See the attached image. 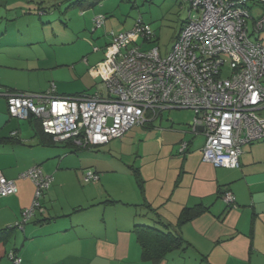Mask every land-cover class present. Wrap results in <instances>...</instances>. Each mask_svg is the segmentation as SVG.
Instances as JSON below:
<instances>
[{
    "label": "crops",
    "instance_id": "crops-1",
    "mask_svg": "<svg viewBox=\"0 0 264 264\" xmlns=\"http://www.w3.org/2000/svg\"><path fill=\"white\" fill-rule=\"evenodd\" d=\"M41 58L12 54L6 59L0 54V91H49L52 87L28 82L31 71L47 69L38 64ZM55 90L56 95H69ZM22 120L8 113L6 96L0 94V172L17 186L15 194L0 196V229L25 222L8 240L0 241V264H264V140L242 147L240 167H215L203 159L201 128L172 129V124L169 130L160 125L152 131L156 145L140 143L136 148L139 159L133 163L145 181L144 191L134 179L115 194L107 186L117 180L108 175L109 169L91 186L79 184L82 190H73L70 171L78 168L70 157L79 147L66 142L63 153L48 151L57 145L53 137L41 130L38 121L27 120L25 125ZM145 132L132 127L124 138ZM183 141L188 142L184 153ZM44 162L42 170L54 181L40 197L41 208L24 221L23 211L32 207L36 185L21 174ZM128 171L125 174L134 178L131 167ZM74 172L80 182V172ZM226 191L233 192L235 206L228 208ZM150 208L188 243L158 262L143 257L134 229L137 224L159 226ZM185 208L192 209L190 218L178 224ZM12 252L21 263H14Z\"/></svg>",
    "mask_w": 264,
    "mask_h": 264
},
{
    "label": "built area",
    "instance_id": "built-area-1",
    "mask_svg": "<svg viewBox=\"0 0 264 264\" xmlns=\"http://www.w3.org/2000/svg\"><path fill=\"white\" fill-rule=\"evenodd\" d=\"M178 1L189 5V17L165 56L158 47L144 51L136 43L138 38L150 42L153 36L141 18L132 30L112 32L106 58L91 69L106 82V95L0 91L8 113L22 119L35 116L57 141L94 147L123 138L133 126L154 122L165 109H190L192 129L201 128L205 136L204 161L240 167L242 147L264 139V44L252 38L264 32V0ZM104 22L103 15L94 18L96 28ZM187 149L188 142H181L180 152ZM21 176L36 185L35 201L23 213L26 221L54 178L40 166ZM99 178L92 170L84 174L86 182ZM16 192L15 181L0 172V196ZM224 200L236 205L231 191ZM10 257L22 262L14 252Z\"/></svg>",
    "mask_w": 264,
    "mask_h": 264
},
{
    "label": "rangeland",
    "instance_id": "rangeland-1",
    "mask_svg": "<svg viewBox=\"0 0 264 264\" xmlns=\"http://www.w3.org/2000/svg\"><path fill=\"white\" fill-rule=\"evenodd\" d=\"M94 1L87 0L84 6H71L72 0H53L55 7H49L52 0L42 4H39L38 0H0V38L4 37L0 42V54L6 59L12 54H20L23 58L42 57L43 60L38 64L47 69L31 71L32 79L28 81L31 85L47 86L48 89L55 86L60 92L68 94L90 90L104 93L106 88L102 77H94L90 69L104 59L105 45L110 42L113 31L118 33L132 30L141 18L144 23L150 25L154 35L150 42L138 38L136 43L142 45L141 49L144 51L158 47L161 55L165 56L189 17V5L178 0ZM37 4L43 5L44 10L39 12ZM255 6L259 9L261 7ZM256 13L253 11L255 17H258ZM100 14L107 16L105 25L93 31V18ZM249 25L252 26L251 20ZM257 35L254 34L252 38H257ZM258 36L264 44V32ZM95 47H100V50L95 51ZM228 71L226 66L224 76H227ZM193 117L194 112L190 109H165L163 115L154 121L153 128L133 126L147 131L141 137L132 138L130 131L126 138L113 139L106 145L79 148L77 152H73L75 155L70 157L78 168L70 171L73 190H82L81 186L92 185L84 181L86 171L98 169L102 176L104 170L109 169L108 175L120 180L124 188L117 180L110 181L107 186L111 192L121 194L128 181L135 183L132 174L125 173H131L128 171L130 166H135L133 161L139 159L137 145L145 143L149 148L156 145L157 136L152 131L160 129V125L169 130L183 127L192 131L190 125ZM22 122L28 124L27 119ZM172 124L174 128L171 129ZM64 143L58 142L55 147L47 149L63 153L62 150H67ZM68 151L72 152V149ZM41 168H45V162ZM74 171L80 172V182L76 179Z\"/></svg>",
    "mask_w": 264,
    "mask_h": 264
},
{
    "label": "trees",
    "instance_id": "trees-1",
    "mask_svg": "<svg viewBox=\"0 0 264 264\" xmlns=\"http://www.w3.org/2000/svg\"><path fill=\"white\" fill-rule=\"evenodd\" d=\"M45 1H47V0H38V3L39 4H42ZM86 1L87 0H72V2H71L70 5L71 6H73V5L84 6L86 4L85 3ZM97 1L98 0H95L94 2H97ZM39 4H37L39 6L38 7V10H39V12H41V11L44 10V8H43V5H39ZM55 5H56V3L53 2V0H52V2L50 3L49 7H55ZM100 15H103V14H100ZM96 16H98V15H96ZM103 16L105 17V22H106L107 16H105V15H103ZM94 18H93V21H94ZM105 22H104L103 25H105ZM95 30H96V27L93 29V31H95ZM153 35H154V32H153ZM257 38L259 39V36L258 35H257ZM111 41H112V38H111L110 42H108L105 45V49H104L105 50V57H104V59L106 58V48L111 43ZM94 50L95 51H99L100 50V47H95ZM103 60H101L100 62H98V64H100ZM98 64L96 66H94V67H97ZM94 67H92L91 69H93ZM100 77H102V76H100ZM103 81H104V79H103ZM104 85H105V88H106V91L104 93L101 92V91H98V92L83 91V92H78V93H75V94L57 95V96H72V95H89V96H91V95H96V94H99L100 96H104V95L107 94V90H108L105 81H104ZM8 90L11 91L10 89H8ZM20 92H27V91H20ZM48 92H50L53 95H56L55 94V92H56L55 86H52V88L49 91H47V92H31V93H48ZM161 115H162V113H161ZM26 119L29 120V121H38L39 122V127L41 128L42 131H44L43 130V127H42V124H41V121L38 118H36L33 115H30ZM151 124L152 123H148V124L142 125V126H150ZM52 139H53L54 143H58V142H65V143L66 142H69L70 143V142H72L73 144H75L79 148H90V147L79 146L72 139H69V140H66V141H57V140L54 139V137ZM6 141L11 142L12 139L6 140ZM258 141H261V140H258ZM255 142H257V141H255ZM251 143H254V142H251ZM248 144H250V143H248ZM99 146H101V145H99ZM94 147H98V146H94ZM130 167L132 169V172L134 174V178H135L136 182L138 183V186H139L140 190L143 192L144 191V182L145 181H144V179H143V177H142V175L140 173L139 168L138 167H135L133 165L130 166ZM95 172L97 174H99L98 171H95ZM53 178H54V176H53ZM99 180H100V178H99ZM53 181H54V179H53ZM53 181H52V183H53ZM52 183H51V185H52ZM87 183H91V182H87ZM224 194L225 193H223V195ZM39 205H40L39 208H41L40 198H39ZM229 207H232V205L231 206L228 205V208ZM37 208L38 207H36L34 209V212L32 214H35V212H36L35 210ZM150 210H152L154 212L155 222L159 226L157 227V226H154V225L137 224V225H135L134 229L136 231V234H137V237H138V241L140 242V244L142 246L143 257L146 258V259H152L154 262H158L161 258H163L164 256H166L169 252H172V251L178 250V249H185L188 246V243L184 240V238L182 237V235L180 234V232L174 226L172 227V225L170 223L166 222L161 217V215L156 212V210H154L152 208H150ZM24 211H23V213H24ZM191 212H192V209L191 208H185L182 211V214L180 216V219H179V223L178 224H181L182 222H184L187 219H189L190 217H188V216L191 214ZM23 223H25V222L21 221V222L15 224V225H12V226H9V227L0 229V241H6V240H8V238H10L12 236V234L16 231V229L19 226H21V224H23Z\"/></svg>",
    "mask_w": 264,
    "mask_h": 264
}]
</instances>
